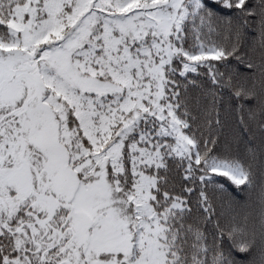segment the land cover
<instances>
[{
    "label": "snow or ice",
    "instance_id": "snow-or-ice-1",
    "mask_svg": "<svg viewBox=\"0 0 264 264\" xmlns=\"http://www.w3.org/2000/svg\"><path fill=\"white\" fill-rule=\"evenodd\" d=\"M0 264H264V0H0Z\"/></svg>",
    "mask_w": 264,
    "mask_h": 264
}]
</instances>
